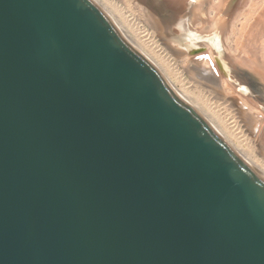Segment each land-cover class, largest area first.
Instances as JSON below:
<instances>
[{"label": "water", "instance_id": "95a60500", "mask_svg": "<svg viewBox=\"0 0 264 264\" xmlns=\"http://www.w3.org/2000/svg\"><path fill=\"white\" fill-rule=\"evenodd\" d=\"M0 264H264V178L93 0H0Z\"/></svg>", "mask_w": 264, "mask_h": 264}, {"label": "bare ground", "instance_id": "6f19581e", "mask_svg": "<svg viewBox=\"0 0 264 264\" xmlns=\"http://www.w3.org/2000/svg\"><path fill=\"white\" fill-rule=\"evenodd\" d=\"M93 1L109 16L126 40L149 61H151V63L161 72L176 93L185 102L191 105L201 116H203L219 133V135H221L223 139H225V141L254 170H256L260 176L264 178V160L257 151V148H254V146L252 147L250 144L251 142L248 140L250 138L246 137V139L244 136L242 137V135L239 134V125L234 120V117H238L237 119L240 123V117H242L241 121H244L243 118L246 120L249 119L251 115L255 113L253 110L255 108V105L253 106L255 102L251 103L252 100L250 101L245 97L244 99L237 97L229 80H226L223 77H220L219 85L209 82L206 75L204 76L200 73V71H194V69H192L189 61L191 59L189 57L190 55H185L183 59L184 63L181 66L185 70L184 73L188 75V78L184 77L183 72L180 71L179 66H177L175 58H173L174 56L172 57L169 54V51L163 49L155 39V34H153V25L154 23L156 24V20L145 10L143 6L139 5L136 0H133V4H136V9L138 10V13H140V17H143V23H145V25L141 23L139 26L140 29L123 16L120 9L111 0ZM125 1L129 6H131L130 2L132 0ZM247 1L250 2V5H253L255 0ZM174 3L175 2L173 1V4ZM241 3L242 6L245 7L243 2ZM261 11L262 15H264V9ZM260 19V16H256L254 22H259L258 24H260ZM252 26L254 28V24ZM261 49H263V47H260L257 55L254 54L245 57L243 52L240 51L237 55L230 53V57L231 59L237 60L240 64L237 61H234L239 65H245L254 70L264 71V54H262ZM204 55L205 54H203V57L205 58ZM207 57L210 65L213 66V62L209 55H207ZM195 58L197 57H193V59ZM230 118H232V122L229 121ZM252 118L253 117H251V119ZM247 122L248 121H246V123ZM252 140L254 139L252 138ZM253 142L255 143V140Z\"/></svg>", "mask_w": 264, "mask_h": 264}, {"label": "rangeland", "instance_id": "374dc122", "mask_svg": "<svg viewBox=\"0 0 264 264\" xmlns=\"http://www.w3.org/2000/svg\"><path fill=\"white\" fill-rule=\"evenodd\" d=\"M111 1L120 9L121 14L130 22L135 24L137 28L140 29L139 26L141 25V23L145 25V23H143L144 22L143 17H140V13H138V10L136 9V4L135 3L133 4V0L130 2L131 6H129L125 0H111ZM241 2H243V5L245 7H243L241 3V8H240V6H238L239 5L238 3L237 5L238 9L235 10L233 16L231 17V19H229V22L223 24L222 45L225 49V56H222L221 59L223 60L227 69L229 70L230 75L232 77V81L235 82L233 83L231 81L230 84L232 85L233 90L235 91L234 93L237 95V97H240L242 99H244L245 97L248 98L250 101L252 100L251 103L255 102L253 104V106L255 105L254 106L255 108L253 109L255 113L251 115V117H253L252 119L251 117L247 120L243 118L244 121H241L242 117H240L239 120L241 124L237 119L238 117H234L235 118L234 120L239 125V131H240L239 134L242 135V137L244 136L245 138L247 137L251 139V140L248 139L251 142L250 144L252 145V147L254 146V148H257V151L260 153V156L264 160V110H263L264 109V71L254 70L245 65H239L240 63L237 60L231 59L230 57V53L237 55L240 51L243 52L245 57L254 54L257 55L260 47H263V49L261 50H262V54H264V36H263L264 15H262L261 13L262 12L261 10L264 9L263 7L264 0H255L253 5H250V2L247 0L245 1L241 0ZM256 16L257 17L260 16L261 18L260 20L263 23L261 21L260 24H258L259 22L258 23L254 22ZM253 24H254V28L252 26ZM208 51L211 53L209 48H206L202 52H208ZM169 54L172 57L174 56L173 58H175V61L177 63V66H179L180 71L183 72L184 77L188 78V75L184 73L185 70L183 69V67H181L182 64L184 63L183 59L185 57V54L187 53H175L173 51H169ZM187 55L189 56L192 54H187ZM234 60L237 61L239 64ZM217 69H219L218 65H217ZM237 84L247 85L248 87L247 92L244 93L240 92L238 90L239 85ZM231 120L232 118L229 119V121ZM246 121H248L247 123L249 124H247ZM252 125L254 128L252 127ZM252 138L255 140V143L253 142L254 140H252Z\"/></svg>", "mask_w": 264, "mask_h": 264}, {"label": "flooded vegetation", "instance_id": "af4514ba", "mask_svg": "<svg viewBox=\"0 0 264 264\" xmlns=\"http://www.w3.org/2000/svg\"><path fill=\"white\" fill-rule=\"evenodd\" d=\"M237 5L241 8V0H172L170 7L175 12L176 20L168 33L178 37L176 41L169 40L156 21L153 25L156 40L167 51L175 53L199 51L189 56L190 65L194 71H200L204 76L206 75L209 82L215 85H219L220 77L231 82L230 72L221 59L225 56V49L222 45V27L223 24L229 22L235 10L238 9ZM206 48H209L211 53L202 52ZM202 54L209 55L213 66ZM193 57L197 58L193 59ZM217 61L221 65L219 69H217ZM238 90L244 93L247 92L248 87L240 84Z\"/></svg>", "mask_w": 264, "mask_h": 264}]
</instances>
